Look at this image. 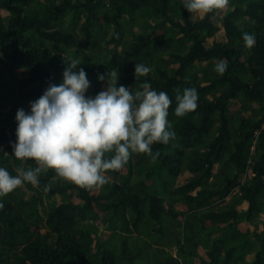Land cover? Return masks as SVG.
I'll list each match as a JSON object with an SVG mask.
<instances>
[{"label": "trees", "instance_id": "trees-1", "mask_svg": "<svg viewBox=\"0 0 264 264\" xmlns=\"http://www.w3.org/2000/svg\"><path fill=\"white\" fill-rule=\"evenodd\" d=\"M183 2L0 0V167L16 175L37 166L14 157L16 113L61 84L71 59L81 61L74 71L87 73L86 96L106 89L98 76L112 69L118 87L135 92L148 82L166 92L176 134L152 146L155 161L134 154L100 188L81 189L48 170L39 187L25 182L0 198V264H170L173 250L183 264H264V229L248 228L264 213V0H229L226 10L196 21ZM148 16L152 31L127 41L126 28ZM81 18L88 52L74 29ZM111 25L112 47H102ZM244 33L255 34L253 48ZM221 60L222 76L214 70ZM136 63L151 69L139 80ZM185 88L197 90L198 108L180 118L176 95Z\"/></svg>", "mask_w": 264, "mask_h": 264}, {"label": "clouds", "instance_id": "clouds-1", "mask_svg": "<svg viewBox=\"0 0 264 264\" xmlns=\"http://www.w3.org/2000/svg\"><path fill=\"white\" fill-rule=\"evenodd\" d=\"M229 0H184L183 7L195 16L226 10ZM245 47L255 46L254 33H244ZM81 64L71 59L62 73L63 82L49 84L44 93L30 102V112L23 108L16 113V142L14 157L20 161L33 160L35 168H16V175L0 167V198L6 197L25 182L39 187L41 173L53 170L57 177L81 189L100 188L109 182L107 173L121 170L133 154H144L155 161V143L168 144L176 138L168 120L171 98L156 91L148 82L139 84L135 92L117 86L119 72L112 69L105 81L107 87L95 97L86 96L90 81ZM226 60L214 70L223 75ZM151 69L135 64V79L146 77ZM199 94L195 88H185L176 95L175 115L183 118L198 108ZM45 185L44 191H50ZM4 204L0 202V209Z\"/></svg>", "mask_w": 264, "mask_h": 264}, {"label": "rangeland", "instance_id": "rangeland-1", "mask_svg": "<svg viewBox=\"0 0 264 264\" xmlns=\"http://www.w3.org/2000/svg\"><path fill=\"white\" fill-rule=\"evenodd\" d=\"M190 16L192 18L193 21H196L200 18H202L204 15H200V16H195V15H192L190 13ZM84 21V18H81L80 21L78 22V24L74 27L76 33H77V36H78V39L80 40V44H82L84 50L86 52L89 51V47L86 45V43L84 42V39H83V36H82V31H81V25ZM213 21L215 22V24H217L218 26L221 27V22L217 21L215 18H213ZM70 24V20L68 17H66L65 19V26H69ZM155 25V22L154 20L152 19V17H146V18H143V19H140L139 22L132 28H129L128 29L126 28L127 31L131 32V34H129V36L126 37V40L129 41V42H132L134 41L135 37L139 34H144L145 32H151L152 31V28L153 26ZM113 25L109 26V27H106L105 28V31H107V35L105 37V40L101 42V45L102 47H106V48H111L112 45L111 44H107V40L110 39L112 33H113ZM209 46L212 44V40H209L208 43H207ZM198 77L201 76V73H198L197 74ZM1 83H4L6 86H9L10 85V80L6 77L4 78V80L1 81ZM13 88L15 90H17V86L16 85H13ZM101 88L102 90H105V84H102L101 85ZM248 113H251V112H248ZM134 155V154H133ZM132 155V157H133ZM108 178H110L111 176L109 174H107ZM24 188H22L21 190H23ZM30 197V192H25V198L28 199ZM54 200L56 202L59 201V197L56 196L54 198ZM228 200V198L226 199ZM221 203H215V205H220ZM46 207H47V203L45 202L44 204H41L40 207H39V210H40V215L42 217H44V214H45V211H46ZM247 207V204L244 203L242 205V208L243 209H246ZM248 228H249V231L250 233H254V232H257V233H262L263 229H264V213H262L258 218H256L253 223L249 224L248 225ZM100 229L104 230V231H108L110 229H112V226L110 224L108 225H105V226H102L100 227ZM117 230L121 231L122 228L119 226L117 227ZM42 233H45V230H42ZM217 235V233H213L212 236H215ZM175 252V250H173V253ZM254 258V252H251L249 253L247 256H246V261L248 262H251Z\"/></svg>", "mask_w": 264, "mask_h": 264}, {"label": "built area", "instance_id": "built-area-1", "mask_svg": "<svg viewBox=\"0 0 264 264\" xmlns=\"http://www.w3.org/2000/svg\"><path fill=\"white\" fill-rule=\"evenodd\" d=\"M1 147H2V146H1ZM173 257L176 259V261H175V262H172V263H170V264H183L182 260H181V259H178V258L176 257L175 252L173 253Z\"/></svg>", "mask_w": 264, "mask_h": 264}]
</instances>
